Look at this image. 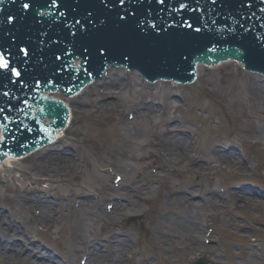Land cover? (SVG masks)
<instances>
[{
    "label": "rangeland",
    "instance_id": "1",
    "mask_svg": "<svg viewBox=\"0 0 264 264\" xmlns=\"http://www.w3.org/2000/svg\"><path fill=\"white\" fill-rule=\"evenodd\" d=\"M238 66L226 64L216 69L202 68V75L196 81L200 90L205 87L214 98H221V103H225L230 124L224 118L222 110L214 115L209 110L202 109L200 97L198 100L194 97V89L184 93L185 96L190 94V105L192 107V102L196 103L198 111L187 114L192 122L184 130L182 109L188 106L182 98L169 101L167 111L163 114L161 110L166 98L161 104L155 105L152 101H147L149 108L146 113L150 114V120L142 119L136 114L133 104L142 105L140 92L149 90L142 89L144 81L142 79V83L136 76L133 83V88L137 87L136 93L132 94L131 90L124 89L118 97V108L94 112L107 128L106 144L103 139H97V145L95 142H84V135H89L87 123L76 120L73 128L63 137L65 140H60L54 148L48 146L42 153H36L35 156L31 154L28 160L25 158V161L18 162L16 171L12 173V183L8 173L2 172L0 216L10 224L4 223V234L0 232V246L5 254V258L1 256L0 264H32V261L44 264H84L83 261L86 262L87 259L83 252L76 253L72 248L77 247L73 245L71 237L74 230L70 226V221L75 219L79 209L74 206L77 201L88 202L86 210L92 216L84 234L87 238L92 235L106 236L114 228L125 231L130 235L131 241L133 237L136 238V244L138 241L137 251L141 248L146 252L147 248L151 249L149 253L142 250L143 261L148 264H194L200 257L210 262L212 259L215 261L216 257L221 260L220 249H224L227 256L229 253L235 256L231 258L234 264L248 260L250 264H264V216L252 211L250 205L253 199L264 203V100L257 89L260 81L241 79ZM99 94H102L99 90L89 88L82 97L89 105L82 106L72 101L74 114L80 113L78 108L86 110L81 113H90L97 103L94 97ZM110 100L117 101V96ZM146 104L142 106L147 108ZM175 107L178 109H173ZM132 116L137 120L135 127L139 126L145 133L140 139L138 135L130 134L133 133V127H129L127 122H133ZM171 118L174 119L175 128L185 134H182L177 152L169 153L166 150V161L153 146L147 145L146 148L138 143L153 140L157 131L155 124L158 123L160 133L164 123ZM162 148L165 150L163 146ZM225 154L232 158L227 160ZM52 155L54 157L49 160L48 157ZM39 161L50 164L40 166ZM202 170L206 172V176ZM114 172L123 175L120 187L115 186L112 181ZM220 181L231 186L227 188V193L221 191L223 183L219 184ZM189 186L195 189L196 193L192 195L196 202L202 200V208L198 214L200 220L204 215V226L202 222L200 225L201 240L196 244L193 234L186 235L182 230L178 234L182 238L181 246L170 245L167 251L162 250L152 239L151 228L166 207L163 201L176 196L175 190L185 191ZM236 190L239 193L237 198ZM219 193L221 200L217 196ZM37 194L45 199L42 203H47L49 207L55 202L54 210L51 212L49 209V212L54 214V220L58 222L44 228L45 231L35 221L39 217L48 222L49 214L42 219L41 208L25 201L27 195ZM120 195L125 196V206L117 208L114 205L113 212L110 213L111 209H107V204ZM201 195H204L205 200L201 199ZM178 196L184 195L179 193ZM213 197L215 200L212 203ZM209 211L213 215L226 214L223 215L226 219L223 221L230 222V228L220 229L217 222L209 217ZM171 217L173 214H169L165 220H170ZM175 228L176 224L172 222L169 229L173 234ZM184 228L186 229L185 226ZM211 228L214 232L208 234ZM253 235L258 237L253 240ZM174 236V243H177L178 237ZM81 246L82 243L78 245ZM190 246L198 247V250L190 249ZM237 246H240V252ZM248 249L254 254L247 259L242 254L244 252L247 256L251 253ZM102 253L103 251L97 256V263ZM11 258H16V261L12 263ZM104 264L112 262L108 259Z\"/></svg>",
    "mask_w": 264,
    "mask_h": 264
},
{
    "label": "bare ground",
    "instance_id": "2",
    "mask_svg": "<svg viewBox=\"0 0 264 264\" xmlns=\"http://www.w3.org/2000/svg\"><path fill=\"white\" fill-rule=\"evenodd\" d=\"M226 64H235L233 63L231 60H224L220 63H217L215 65H210L208 67H220L221 65L224 66ZM237 64L243 66V62L242 61H238ZM221 66V67H222ZM201 67V64H198V71L199 68ZM108 74L107 77L102 76L100 78H97L93 83L95 85V90H101V87L103 88V93L97 95L95 98V100H97V104L94 106L95 109L92 108V110H90L91 112L95 111V110H102L105 108H110V109H115L119 106L118 103V99L117 101H112L110 100L111 97L113 96H117L119 97V95H121V92L124 89H129L131 90L130 93L134 94L137 92V87L133 88V83L135 81L136 78V74H139V72H137V70H127L126 68L124 69V67H120V66H114V67H108ZM135 73V74H134ZM137 75V76H138ZM129 76L130 78L127 79L125 82L124 77ZM141 80V79H139ZM143 83V81H141ZM92 85V84H91ZM99 87V88H98ZM258 92L260 93V95L262 96V99L264 100V81H260V83L258 84ZM82 91H86L84 88ZM46 94L51 96V97H60V99L65 100L68 103V98L60 91H46ZM79 95V94H78ZM77 95V96H78ZM80 102V101H79ZM82 105H89L90 103L87 102H80ZM146 104V103H145ZM136 106V107H135ZM147 108H144L141 104H133V108L136 111V114L141 117L142 119L148 118V116H150L149 113L147 112V109L149 108V105H147ZM71 107V105H70ZM152 109H154V107H151ZM167 108V106H166ZM177 107H175L176 109ZM72 110V114H73V109ZM167 111V110H166ZM136 115V116H137ZM149 119V118H148ZM150 120V119H149ZM174 121V119H169L167 120V122L164 123V127H162L161 132H158V123L155 124V129L156 134L153 140L149 141V142H139L138 144L141 147H146L147 145L149 146H153V149H156L157 152L160 151V155L161 156H165L166 154L169 152H177V149L180 147L181 142H182V134L185 132H182V130H177L175 128V126L172 125V122ZM137 122V120L133 117V122H127V125L129 127H133V133L130 134H135L138 135L139 139L142 138L144 136V132L143 130L139 129L138 127H135L134 123ZM138 125V123H137ZM65 129V127H63L61 129V133L63 132V130ZM59 136L60 135H56V140L54 141V144H58L59 140ZM162 146L165 148V150L162 148ZM187 146V143H186ZM168 152H167V151ZM185 152V151H184ZM186 154H189L188 152H186ZM55 155V154H54ZM54 155H52V157H48L49 160H52V158L54 157ZM64 155V154H63ZM222 155V154H219ZM225 158L228 160L230 158H232L231 155H226L225 154ZM19 158L17 157H12V156H4L2 158H0V162L1 160H4L6 162V164L8 165V168L13 167L14 166V162L17 163L19 162L18 160ZM61 160H63V156L61 157ZM195 162V161H194ZM42 166H46L47 164L49 165L50 163H39V165ZM40 165V166H41ZM238 165V164H237ZM3 169V170H2ZM241 169V168H240ZM239 169V170H240ZM0 170L2 172H4L6 174V172L9 173L10 177V183L13 182V175L10 173V170H5L4 167H0ZM239 170L237 171V173L239 172ZM1 173V172H0ZM7 187V186H6ZM183 193L184 196L182 197H173L170 199H165L163 202L165 203L166 207H164L163 211V216L161 219H157V222L153 225V232H154V238L156 240L157 243L162 245V248L167 249L170 248V245H175L174 243V234L178 237L176 240V242L180 245V242L182 241V238H180L179 231H182L186 234V235H192L193 234V239L195 241L196 244H198L201 240V222L203 225V217L200 220L199 219V211L202 208V204L201 201H197L195 197L192 194H189L188 192H195V191H190V190H185V191H175L176 194L179 193ZM215 193V192H214ZM239 193L236 194V198L238 197ZM240 195H242L240 193ZM219 197V195H217ZM43 199L41 197V195L37 194L36 195H27L25 197V201L30 203V205H32L33 203L38 205L39 208H41V218H46L45 215L47 216L49 214L48 217V222L42 221L40 220L39 217H37L36 221L38 225H41V227H44L45 229L48 228L51 225L56 224V220H54V214L49 212V209H51V212L54 210V206H55V202H52L51 206L49 207L47 205V203H42ZM74 201V200H72ZM88 203V202H87ZM86 202L83 201H79V209L82 210H77V214L75 215V219L70 221V226L72 227V229L74 230L72 233V241H73V245H76L77 247H72L74 249V251L76 253H81L83 252V254L85 252H88V264H104L107 263L108 258H106L107 256H109V261L112 262V264H125L128 260H131L132 255L134 252H136L137 247H135L136 241L135 238H132L131 241V237L129 234L124 233V232H120L119 233H111V230L109 231L111 233V235L106 238V237H98V236H93L87 238V236H85L84 234H86V226L88 225V221L90 222V214L87 212L88 210H86V206L88 205ZM245 203V202H244ZM126 203L118 201L116 202V206L115 207H120L123 208L122 206H125ZM239 204V203H237ZM77 206V204H75ZM172 205V206H171ZM241 205V204H240ZM247 205V204H246ZM252 206L251 210L252 211H256L260 216H264V203L263 201H259V199H253V201L251 200V204ZM31 207V206H30ZM245 207V205H244ZM256 213V214H257ZM169 214H173V217L170 218V220H165V218L167 217V215ZM1 215V213H0ZM258 216V215H256ZM10 219V218H9ZM11 221V220H10ZM100 220H98L97 223H99ZM176 224V228L174 231V234L172 233V231L169 229V226L171 223ZM10 224L4 222V220L2 219V217L0 216V232L2 234H4L3 231H5L4 229L5 224ZM100 225V224H99ZM184 226L186 227V229L184 228ZM5 227V228H4ZM4 228V229H3ZM204 228V227H203ZM43 229V230H45ZM71 229V228H70ZM203 233L205 232V229H203ZM8 233V229L6 230ZM238 232V231H237ZM236 232V233H237ZM205 234V233H204ZM173 239V240H172ZM81 243L83 244V246L78 247V245H81ZM181 246V245H180ZM203 246V245H202ZM173 248V247H172ZM179 248H186V247H179ZM190 249L194 248V250H198V247H189ZM104 251V253L100 254L99 257V262H96V259L98 258L97 256L99 255L100 251ZM251 249H248V251H250ZM85 251V252H84ZM254 254V252L252 253H248V255L246 256V254L244 253V257H246L247 259L249 257H252V255ZM1 256H5V254L2 253V247L0 246V258ZM5 258V257H4ZM12 263H14L16 261V258H11ZM249 261V260H248ZM248 261L241 263V264H250ZM5 262V261H4ZM214 264H221L222 261L220 260V258L216 257L215 261H213ZM4 264V263H3ZM33 264H44L43 262H37L34 261Z\"/></svg>",
    "mask_w": 264,
    "mask_h": 264
},
{
    "label": "water",
    "instance_id": "3",
    "mask_svg": "<svg viewBox=\"0 0 264 264\" xmlns=\"http://www.w3.org/2000/svg\"><path fill=\"white\" fill-rule=\"evenodd\" d=\"M132 1H135V0H131V2ZM194 1L199 2L198 0H194ZM222 2H223V0L222 1L217 0V2L215 0L214 2H211L213 5L212 11L215 15H217L218 10L224 8L222 5ZM126 3H128V2H126ZM187 5H190V4L188 3ZM212 5H210V6H212ZM207 6H208V3H202V4L198 3V6L195 8L196 10L194 12H190L192 10V8L190 9V7H188L187 8L188 10L184 9L183 13L186 11L185 16L188 18L192 17V20L190 22V24H191L193 22H196V19L201 20V16L197 12V9H202V11H205L204 7H207ZM233 10H237V9L234 8ZM150 13L152 14V11H150ZM239 14H240V12H236L235 16L237 17ZM112 21H113V23L117 22V20H113V19H112ZM182 21H183V17L181 19V22L176 23V25L173 27V28L178 30L179 34H178L177 38H179L181 35H183L184 32L190 31V26L184 25V23ZM236 21H237L236 18L227 17L226 18V25L229 26V24H231V23L235 24ZM197 25L199 28H203V27H205V25L212 26V29L219 28V26H217V25L213 26L211 24V22H209V21H206L205 23H201V21H200V22H197ZM197 25L194 24V26H197ZM134 29H136V33L134 32ZM238 29L239 28H236V31H238ZM142 30H145L146 36L149 37L150 34L155 30V27L153 28L147 24H144V27L132 25L130 28H126L121 33V37H122L121 46L127 45L132 41L138 47L140 46L141 42L145 43V40H144L143 36L141 35ZM147 31H151V33L149 34ZM258 31L260 33L257 36L260 39L264 38V27H259ZM225 34L227 37H230L232 35V30L231 31H225ZM235 37L238 38V35H236ZM219 39L222 40V38H219ZM223 46L227 47L229 45H223ZM200 50H201V48H200ZM58 51L59 50H57V49L53 51L54 57H56ZM198 51H195V49H194V50H191V53L195 54ZM177 54L179 55V61L183 62L181 50H179V52ZM147 55H148V53H146L144 50L141 49L140 55L138 57L141 58V57H145ZM239 55H241V54H239ZM186 57H187V59H189V54ZM79 62H80V58H77L76 63L78 64ZM257 68L259 69V67H257ZM258 69H255V71H258ZM237 71L239 72L241 79H250L252 82L264 81V76L260 77V75L257 76L256 74L246 73L239 66H238ZM47 72H49V69H47ZM45 79H43L42 81L46 82L47 80H45ZM146 88H148L149 91H141L140 92V97H141V99H143V103H142L143 106L147 101H152L153 105L161 104V102L164 98H166L165 103H164V107L167 106L168 102L172 101L173 98H182V100H185L186 105L188 107L184 110L182 109V111H183V117H182L183 130L192 122V120L187 118V114H191L192 111H193V113H194V111H198V107H197L196 103L194 104L192 102V107L190 105V100L192 99L190 94H189V96H185L184 92L188 93L190 91V89H194V97L197 100H198V97H200V107L202 109L209 110L210 113L211 114L214 113V115L216 113L218 115V111L222 110L224 118L227 120V123L230 124L228 116H227V112H226L225 103H221V98H214L212 93L207 92L205 87L203 90H200V86L197 82H195L191 86H184V85L183 86H180V85L175 86L172 83H158V84L156 83L154 85L148 86L144 82L142 84V89H146ZM45 94H46V91H45ZM54 98L60 99V97H54ZM60 100H63V99H60ZM70 110H71V107H70ZM6 112L8 113V111H6ZM70 116H71V118H73L72 110H71ZM75 120H84L85 123H87L86 129L89 132V135H84V142H95V144L97 145V139H103V142L105 143V135H106V129L107 128H106L105 124L100 120V118L98 117L97 114H95V113L92 114V112H90V113H76L75 114ZM18 126H20V123ZM15 128L18 130H21V137H22L21 143H23V144L28 142V141H34L38 137V135H36V133L33 135H30L27 132V130L26 129L23 130L22 127H15ZM61 129L57 130L58 131L57 135L61 136ZM0 139H1V132H0ZM61 140H65V139L61 138ZM35 154L36 153H33L34 156H35ZM17 158H21V157H17ZM26 158L28 160L29 157H26ZM21 161H25V158ZM0 167H4L6 169V168H8V165L6 164V162L4 160H1Z\"/></svg>",
    "mask_w": 264,
    "mask_h": 264
},
{
    "label": "snow or ice",
    "instance_id": "4",
    "mask_svg": "<svg viewBox=\"0 0 264 264\" xmlns=\"http://www.w3.org/2000/svg\"><path fill=\"white\" fill-rule=\"evenodd\" d=\"M161 3H163V0H161ZM0 68H8V61L3 57L2 54H0ZM19 75V73H17Z\"/></svg>",
    "mask_w": 264,
    "mask_h": 264
}]
</instances>
